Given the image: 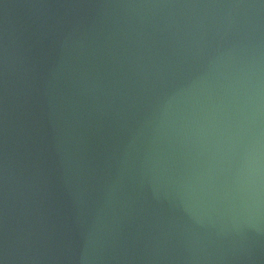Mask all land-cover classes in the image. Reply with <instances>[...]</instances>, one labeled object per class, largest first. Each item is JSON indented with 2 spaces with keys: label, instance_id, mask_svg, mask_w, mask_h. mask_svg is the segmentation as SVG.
<instances>
[{
  "label": "clouds",
  "instance_id": "clouds-1",
  "mask_svg": "<svg viewBox=\"0 0 264 264\" xmlns=\"http://www.w3.org/2000/svg\"><path fill=\"white\" fill-rule=\"evenodd\" d=\"M15 6L0 264H264V0Z\"/></svg>",
  "mask_w": 264,
  "mask_h": 264
},
{
  "label": "water",
  "instance_id": "water-1",
  "mask_svg": "<svg viewBox=\"0 0 264 264\" xmlns=\"http://www.w3.org/2000/svg\"><path fill=\"white\" fill-rule=\"evenodd\" d=\"M36 0H3V3L10 5H16L7 9V18L9 20L10 27L21 30L27 23L30 22L34 11L33 9L20 7V5L34 3ZM3 3H0V29L3 27V21L5 17V9Z\"/></svg>",
  "mask_w": 264,
  "mask_h": 264
}]
</instances>
